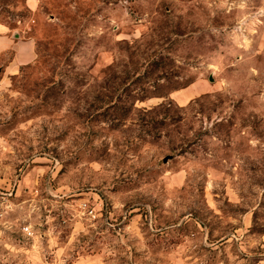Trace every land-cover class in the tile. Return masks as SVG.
<instances>
[{"label": "rangeland", "instance_id": "374dc122", "mask_svg": "<svg viewBox=\"0 0 264 264\" xmlns=\"http://www.w3.org/2000/svg\"><path fill=\"white\" fill-rule=\"evenodd\" d=\"M1 25L37 58L0 55V264H264V0H0Z\"/></svg>", "mask_w": 264, "mask_h": 264}, {"label": "crops", "instance_id": "0c3cea01", "mask_svg": "<svg viewBox=\"0 0 264 264\" xmlns=\"http://www.w3.org/2000/svg\"><path fill=\"white\" fill-rule=\"evenodd\" d=\"M30 9L35 10L39 7V0H26ZM37 44L33 38L17 37L3 25L0 26V55L8 51L12 52V56L2 65L3 76H13L23 66L34 62L37 58ZM195 87V93L189 97H182L180 103L185 104L193 97L199 96L203 92H209L211 83L206 80H197L187 88ZM185 89L177 91L176 94L182 93ZM175 94V95H176Z\"/></svg>", "mask_w": 264, "mask_h": 264}, {"label": "water", "instance_id": "95a60500", "mask_svg": "<svg viewBox=\"0 0 264 264\" xmlns=\"http://www.w3.org/2000/svg\"><path fill=\"white\" fill-rule=\"evenodd\" d=\"M166 161H167V159H166Z\"/></svg>", "mask_w": 264, "mask_h": 264}]
</instances>
